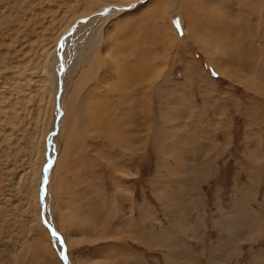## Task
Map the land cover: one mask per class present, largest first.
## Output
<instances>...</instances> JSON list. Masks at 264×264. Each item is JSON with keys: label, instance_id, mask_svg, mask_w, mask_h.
I'll list each match as a JSON object with an SVG mask.
<instances>
[{"label": "rangeland", "instance_id": "1", "mask_svg": "<svg viewBox=\"0 0 264 264\" xmlns=\"http://www.w3.org/2000/svg\"><path fill=\"white\" fill-rule=\"evenodd\" d=\"M191 1L0 0V264H264V0Z\"/></svg>", "mask_w": 264, "mask_h": 264}, {"label": "bare ground", "instance_id": "2", "mask_svg": "<svg viewBox=\"0 0 264 264\" xmlns=\"http://www.w3.org/2000/svg\"><path fill=\"white\" fill-rule=\"evenodd\" d=\"M183 1H185V0H183ZM238 1H239V0H238ZM240 1H245V0H240ZM191 2H193V0H192ZM248 2H249V1H248ZM248 2H246V3H248ZM184 3H185V2H184ZM184 3H181V5H182L183 7H184ZM183 7H182V8H183ZM244 7H245V6H244ZM260 10H261V9H260ZM262 13H263V12H262ZM249 38H251V37L248 36V39H249ZM249 62H252V61L248 60V62H247L246 64H248ZM128 147H129V146H128ZM128 149H129V148H128ZM130 149L132 150L131 147H130ZM49 166H50V165H49ZM117 168H118V167H117ZM48 169H49V168H48ZM48 169H45V172H47ZM44 174H45V173H44ZM45 178H46L47 181H48V176H47V174L44 176V179H45ZM43 181H44V180H43ZM42 186H43V185H42ZM46 187H47V186H46ZM42 188L45 189V193H46V192H47V188H45V187H42ZM42 202L44 203V199L42 200ZM42 206H43V210H45V209H44V208H45V207H44L45 205L43 204ZM43 219H44V217H43ZM45 221H47L46 218L44 219V222H45ZM53 232H54L53 234H55V235H60L55 229L53 230ZM59 241H60V244H61V247H62V250H63V247L66 246V241L63 239L62 236H60ZM66 247H67V246H66ZM66 247H65V250H66ZM62 255H63V253H62ZM66 260H67V261H65V258H64V261H65L67 264H71L70 261H69V259H68V257H67V254H66Z\"/></svg>", "mask_w": 264, "mask_h": 264}, {"label": "water", "instance_id": "3", "mask_svg": "<svg viewBox=\"0 0 264 264\" xmlns=\"http://www.w3.org/2000/svg\"><path fill=\"white\" fill-rule=\"evenodd\" d=\"M48 168H49V163L45 165V169H48ZM46 183H47V179L45 178L44 179V182L42 184L43 187H45V188H46ZM42 191H43V193L41 194V198L43 200L44 199V195H45V189L42 188ZM43 217H44V219L46 218L45 215H44V211H43ZM45 223L48 226L50 232L53 234L54 233L53 232V230H54L53 225L49 221H45ZM53 235L56 236V237H58V238H60V235H55V234H53ZM62 253H63V258H65V261H67L66 260V254H65L66 253L65 246L63 247Z\"/></svg>", "mask_w": 264, "mask_h": 264}, {"label": "snow or ice", "instance_id": "4", "mask_svg": "<svg viewBox=\"0 0 264 264\" xmlns=\"http://www.w3.org/2000/svg\"><path fill=\"white\" fill-rule=\"evenodd\" d=\"M141 2H142V0H141ZM130 7H131V5H130ZM173 23H175V24H179V21L178 20H175V21H173Z\"/></svg>", "mask_w": 264, "mask_h": 264}]
</instances>
